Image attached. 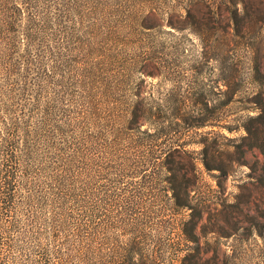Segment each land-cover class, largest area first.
<instances>
[{"label":"trees","instance_id":"1","mask_svg":"<svg viewBox=\"0 0 264 264\" xmlns=\"http://www.w3.org/2000/svg\"><path fill=\"white\" fill-rule=\"evenodd\" d=\"M118 1L128 8L126 0ZM253 1L181 0V4L169 8L164 19L159 18L156 10L139 17L135 13L125 24L129 28L155 31L165 27L170 35L186 30L197 41L198 51L185 90L180 94L172 84L165 97L149 104L142 97L140 84L144 78L159 80L164 68L158 66L156 58L136 61L131 68L138 74L137 86L134 88L133 84L130 88L129 103L124 108H103L100 99H109L112 94L107 92V83H101L106 86L105 92L83 95V108L73 123L77 127L85 121L90 124L100 108H103L100 116L111 111L112 118H107L111 142L103 141L98 146L108 163L112 155L119 153L122 161L131 150L142 154L143 167L150 174L141 175V180L161 192V202L171 207L174 214H182L181 243H178L181 247L174 250L173 244L167 242L171 254L181 251L179 264H199L201 237L206 241L209 234L228 238L242 230L245 221L234 224L230 222L231 216L246 217L254 226L264 228V42H256V29L263 27L264 11L253 8ZM242 3L249 6L245 12L237 7ZM23 5L21 0H0V27L13 29L15 21L9 22L11 19L6 17L14 11L20 15ZM260 5L264 8V3ZM100 30L93 25L86 28L82 38L76 39L67 34L68 44L72 46L68 48L71 52L75 49L82 52L85 67L89 63L87 59L99 55L101 39L94 32L101 36ZM85 67L79 68L80 87L95 83L90 78H96V67ZM131 68L122 70L130 75ZM236 103L240 105L237 111L243 114L229 119L232 114L228 111L236 109ZM65 124L51 118L42 122V128L53 130L42 140L46 141L49 162L45 166L50 171L48 206H45L49 213L44 222L52 241L49 251L54 264H157L156 252L143 249L147 238L143 231L126 226L125 208L118 211L119 220H112L109 215L101 216V205L94 202L93 210L86 205L83 199L93 196L90 192L93 187L89 186L95 177L92 168L95 162L90 155L95 143L89 139H94L64 130ZM215 127L240 135L231 138L215 131ZM206 128L210 130L202 131ZM120 145L124 147L122 152L118 149ZM249 154L255 158L252 166L247 161ZM240 166L247 167L249 172L237 184V192L228 202L224 197L225 183ZM202 173L216 181L218 188L209 200L198 198L195 189L198 181L202 183ZM7 198L8 194L0 198L3 209L7 208ZM114 224L121 227L123 238L110 232ZM155 230L152 241L150 238L148 241L159 247L161 237ZM247 231L255 229L247 228ZM5 233L0 228V264H18L13 255L14 240L5 237Z\"/></svg>","mask_w":264,"mask_h":264},{"label":"rangeland","instance_id":"2","mask_svg":"<svg viewBox=\"0 0 264 264\" xmlns=\"http://www.w3.org/2000/svg\"><path fill=\"white\" fill-rule=\"evenodd\" d=\"M21 2L24 5L20 15L14 11L6 17L11 19L9 22L15 21L13 29L5 25L0 27V198L8 194L7 208L0 207V228L6 231L5 237L10 236L14 240L13 255L17 257L18 264L55 262L50 255L52 241L44 222L49 213L45 206H48L50 171L45 166L49 162L46 161L49 153L46 152V141L42 139H46L47 132L53 130L51 127L50 130L42 128V122L50 118L57 123H67L64 130H72L84 137L87 134L94 139H89L90 143H95L90 155L95 162L92 166L95 177L89 186L93 187L90 188L93 196L83 199L86 205L92 210L94 202L101 205V216L109 215L112 220H119L117 213L125 208L123 218L126 226L136 227L147 236L142 244L144 251H155L157 264H179L181 251L171 254L167 242L173 244L174 250L181 247L178 243H181L179 220L182 214H174L171 207L161 202V192L152 188L150 183H143L141 175L150 172L143 167L142 154L131 150L122 161L119 153L112 155L108 163L98 144L111 142L107 119L112 118L111 111L100 116V110L105 107L122 109L129 103L130 88L133 84L134 88L137 86L138 74L131 68L136 61L156 58L158 66L164 68L162 78H144V83L140 84L142 97L149 104L165 97L172 84L180 94L185 90L198 51L194 37L186 30L170 35L165 32V27L142 31L125 25L135 13L139 17L150 10H156L159 18H167L169 8L181 4V0H132L129 3L126 0V9L118 0ZM262 3L264 0L253 1V8L264 11ZM237 7L245 12L249 6L242 3ZM93 25L101 29V36L94 32L101 39L98 44L101 50L98 56L87 59L89 63L85 67L82 52L79 49L71 52L67 34L75 39L82 38L86 28L91 29ZM260 41L264 42V24L256 29V42ZM81 66L87 69L96 67V78H90L95 80L93 85L79 86ZM122 68H131V76ZM101 83H107V92L112 95L109 99H100L104 106L98 109L90 124L85 121L78 127L74 126L75 118L83 108V95L105 92L106 86ZM239 107L236 103V109L228 111L232 114L229 119L243 114L237 111ZM207 130L210 128L202 131ZM214 130L231 138L240 135V132L228 134L216 127ZM122 148V145L118 146L119 150ZM258 158L261 159L260 156ZM254 160L253 155L247 156L250 166ZM247 172V167L240 166L226 181L224 197L228 202ZM201 179L202 183L198 181L195 186L197 196L209 200L214 190H218L216 181L206 173H202ZM146 181L150 180L147 178ZM251 209L256 210L255 205H251ZM230 218L234 224L245 221L242 230L228 238L209 234L206 241L201 237L199 264H264V228L254 226L253 221L240 215ZM224 226L226 228V224ZM155 228L161 237L159 247L151 242ZM247 228L255 231H247ZM260 231L263 237H260ZM110 232L120 238L124 236L118 224L112 225ZM192 247L196 246L192 244Z\"/></svg>","mask_w":264,"mask_h":264}]
</instances>
